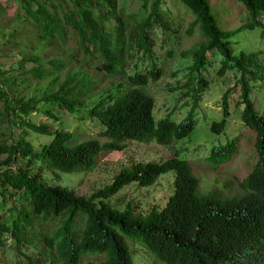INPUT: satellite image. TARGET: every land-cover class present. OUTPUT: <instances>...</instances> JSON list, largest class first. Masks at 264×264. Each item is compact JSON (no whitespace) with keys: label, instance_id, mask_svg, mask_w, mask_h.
<instances>
[{"label":"trees","instance_id":"1","mask_svg":"<svg viewBox=\"0 0 264 264\" xmlns=\"http://www.w3.org/2000/svg\"><path fill=\"white\" fill-rule=\"evenodd\" d=\"M177 1L192 17L186 32L191 33L196 27L200 39L180 51L191 57L188 77L183 84L187 86L194 74L199 77L189 93L192 102L185 116L174 121L167 114L155 119L153 98L140 87L155 81L161 72L153 63L151 33L153 24L167 27L166 0H17L19 18L35 27V44L49 47L55 44L69 59L79 61L67 62L66 56L57 55L45 58L43 63V57L38 56L40 52L22 55L18 60L20 66L27 59L34 64L22 71L26 75L21 81L26 83L31 78L38 83L45 79L42 87L34 88L37 93L26 97L9 96L6 86L15 84V76L1 79L0 118L20 126V130L16 139L0 143V152H5L0 160L4 166L0 184L7 182L21 189L30 210L42 220L57 217L59 221L49 233L42 234L44 247L39 250L48 247L49 251L26 255L22 264H42L44 254L56 264H132L123 236L138 240L164 264H264V114L256 112L249 97V87L262 84L264 62L258 56V49L233 53L228 44V38L243 28H258L264 33V0H233L237 6L226 4L233 12L242 11L238 17L231 14L235 19L230 23L215 11L214 14L216 0ZM8 34L14 36L13 31ZM67 38L72 41L73 49L91 59L99 58L93 66L95 72L102 75L124 72L125 63L134 55L147 59L144 68L126 73V81L131 86L120 92L106 93L88 108L87 113L103 124L97 135L105 137L104 140L91 136L71 142V131L62 127L49 130L44 123H34L27 117L46 102L75 111L83 98L96 88V79L86 71L84 63L68 51L72 47L67 44ZM208 49L216 50L221 56L217 72L223 73L226 68L237 70L240 118L253 132L255 160L237 180L239 191L226 195L215 189L200 192L198 178L176 152L159 161L138 160L123 165L110 182L87 194L59 183H45L37 172L29 173L26 167L31 160L64 172L88 169L93 168L104 153L122 150L127 139L166 144L186 135L193 127L190 113L197 103L199 90L206 84L199 70L210 60L205 53ZM231 88L222 92L221 118L210 123L212 130L219 131L224 124L228 113L227 93ZM44 112L56 119L49 110ZM27 128L51 137L33 148L27 139ZM238 134L211 147L206 157L215 161L229 159L236 150ZM18 160H23L25 167L12 168ZM169 169L174 171L173 190L161 207L151 206L140 214L129 201L122 208L107 201L122 186L130 182L149 185ZM63 213L66 214L61 218ZM27 214L20 209L17 215H9V225L0 220V237L7 231L18 244L20 229L30 222ZM91 253L100 257L81 262L82 255Z\"/></svg>","mask_w":264,"mask_h":264},{"label":"rangeland","instance_id":"2","mask_svg":"<svg viewBox=\"0 0 264 264\" xmlns=\"http://www.w3.org/2000/svg\"><path fill=\"white\" fill-rule=\"evenodd\" d=\"M139 1V0H137ZM215 1V0H214ZM218 4H217V2ZM213 12L219 17H224L227 23L232 22L231 14L240 15L233 12L231 6H237L233 0H216ZM177 0H166L169 14L165 15L167 27L162 28L158 24H153L151 40L153 63L159 66L161 72L155 81H148L147 84L140 87L153 98L152 113L155 119L167 114L168 118L178 121L185 116L190 107L192 98L189 93L196 85L194 74L193 80L185 86L183 83L188 77V65L191 63L189 55H182L180 51L192 46L199 39L197 28H193L191 33H187L188 22L192 17L185 13L181 4ZM17 0H0V86L1 79L8 76H15V84L6 86L10 95L29 96L37 93L34 88L42 87L44 80L35 83L31 78L27 82L21 81L25 76L22 71L31 66L32 60L27 59L22 66L19 65V58L22 55H29L33 52H40L38 56L44 59L49 56H66L57 45L47 46L35 44V27L27 20L20 19ZM238 11V9H236ZM214 12V14H215ZM227 12L229 16H227ZM217 19V17H216ZM238 22V20H237ZM236 22V23H237ZM236 23H233L234 26ZM13 31L14 36L10 37L8 32ZM8 39L7 41H5ZM9 42L13 44H9ZM72 48L68 51L74 53L85 65L96 82V88L89 96L83 98V102L77 106L75 111H68L59 108L51 102L41 103L35 111L30 112L27 117L34 123H44L50 130L54 127H62L71 131V142L87 137H98L104 140L105 137L97 135V131L103 127V124L93 115L87 113L95 102L106 93L120 92L123 88L130 85L126 81V73L141 69L146 66V58L139 59L133 56L125 63L124 72L111 75H102L101 72H95L93 64L99 58H89L80 50L74 48L72 41L67 38V44ZM228 44L233 53L239 50L256 51L259 50V58L264 62V33H260L258 28H243L236 31L228 38ZM170 50L168 54L166 51ZM209 61L204 64L199 74L206 84L200 88L197 103L190 113L193 119V127L186 134L179 138L172 139L169 143L161 144L154 140L140 141L127 139L126 145L122 150H112L104 153L93 168L81 169L75 171H58L42 166L36 160L26 167L30 174L37 172L41 181L52 184L59 183L66 185L77 193L87 194L91 190L103 186L110 182L112 176L123 165H129L135 161H159L173 152L177 156L184 158L193 175L198 178V190L205 192L215 189L220 194L226 195L239 191L237 180L244 176L251 168L255 154L252 145L253 132L247 128L240 118L241 104L238 103V84L235 82L237 70L226 68L223 73L217 72L220 64V54L214 50H206ZM67 62H79L77 59L65 57ZM89 61V64L85 62ZM76 64V63H75ZM47 65V63L45 64ZM77 65V64H76ZM23 73V74H22ZM120 83L117 85V83ZM232 87L227 93L228 113L224 118V124L219 131L210 129L209 125L213 121L221 118L220 99L224 89ZM11 91H14L11 94ZM113 94V93H112ZM249 97L253 101V107L256 112L264 114V77L262 84L249 87ZM0 99V109H1ZM47 109L56 119L46 114ZM20 126L12 124L5 118H0V143H9L19 135ZM27 139L33 148H37L41 143L49 140L50 134L40 133L28 129ZM236 150L229 159L224 158L215 161L206 156L211 147L224 143L236 135ZM5 152H0V160ZM25 167L23 160H18L14 166ZM4 166L0 162V180H2V171ZM174 171L169 169L159 174L153 183L145 186H139L130 182L122 186L117 192L107 198V201L117 208H122L126 201H129L137 213H145L151 206L161 207L167 196L173 190ZM21 189H15L7 182L0 184V220L7 225L10 223L9 215H17L20 209L26 210L30 222L26 223L19 231L21 234L18 244L14 238L5 231L0 237V264H22L26 260V255L36 256L38 253H47L49 248L44 247L42 234L49 233L51 229L58 224V218H46L42 220L38 214L30 210L27 199L21 195ZM66 213L60 214L64 218ZM80 221L78 222V225ZM129 251L131 253L132 264H164L157 259L153 253L147 250L138 240H131L124 237ZM18 250H17V248ZM54 254V251L51 250ZM41 262L42 264H56L46 254ZM100 255L91 253L81 256V262L97 259Z\"/></svg>","mask_w":264,"mask_h":264}]
</instances>
